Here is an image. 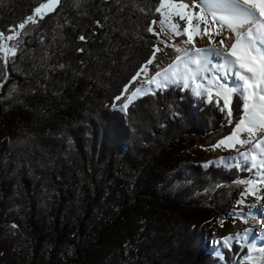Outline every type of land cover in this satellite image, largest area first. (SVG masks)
<instances>
[{
	"label": "trees",
	"instance_id": "16d2710c",
	"mask_svg": "<svg viewBox=\"0 0 264 264\" xmlns=\"http://www.w3.org/2000/svg\"><path fill=\"white\" fill-rule=\"evenodd\" d=\"M48 1L0 0V232L20 231L34 256L66 246L65 264H82L123 231L126 264H252L248 246L235 241L217 255L202 235L257 169L184 158L233 132L243 97L232 96L229 118L222 97L169 85L121 111L114 97L155 51L148 27L162 17L160 0H59L6 39ZM14 44L13 57L3 48Z\"/></svg>",
	"mask_w": 264,
	"mask_h": 264
},
{
	"label": "snow or ice",
	"instance_id": "6c2138e0",
	"mask_svg": "<svg viewBox=\"0 0 264 264\" xmlns=\"http://www.w3.org/2000/svg\"><path fill=\"white\" fill-rule=\"evenodd\" d=\"M59 3V0H56ZM199 4H204L205 7L209 8L212 12L211 21L219 25L215 30V35L220 36L222 31L226 28L235 35V42L229 46H225V51L221 52L216 48L211 49H196V53L207 52L208 56L215 55L217 57L223 56L225 64L233 71L234 76H238L239 80L243 83L239 87H229L227 81L220 76H215L211 80L207 76H200V79L206 81L208 86L202 83H196L192 89L195 96L207 95L209 102H212L213 95L223 98V107L221 111L227 109V116H232V110L230 107V101L232 96L239 92L243 97V118L239 119L235 124L233 132L219 140L217 144L212 145L213 148L225 146L228 148H236L237 145H251L249 149L251 151V164L249 170L258 167L256 161V153L252 149L259 148L261 153L264 154V0H192L191 5L184 3L183 0H160L159 5L155 11L162 14L163 19L160 20V24L166 25L172 29L176 36H180L184 33L189 35V40L185 43H190L192 33L188 32V28H184L181 31L179 24L172 23V17L178 16L180 20H186L189 27L198 29L200 24L203 23L205 28L203 29L204 34H208V27L210 20L207 15L204 14V8H200L199 12L184 11L185 9H195L199 7ZM42 9H49V4L41 3L39 7L34 9V15H29L25 20L18 25L13 27L14 35H8L7 40L11 41L21 33L15 31L16 28L23 30L28 23H36V17L42 18ZM196 19L197 24L193 25V19ZM156 20L150 22L148 31L154 32L155 35H160L159 32H155L152 25L156 24ZM100 22L97 21V24ZM163 29H161L162 31ZM4 34L0 33V37ZM228 38V37H226ZM81 41L87 39L86 36L81 35L79 37ZM211 39V35H209ZM220 45H224V39L219 41ZM18 45L14 44L11 47L5 46L3 50L5 53H12L15 56ZM84 51V49H78ZM161 49L155 47V51L152 56L146 61L145 65L142 66L140 71L134 75L129 82L125 85L121 91V94L114 97V101L124 102L120 105L121 111H126L133 99L139 95L144 94L143 87H135L129 95V88L135 84L136 80L141 73L148 71V65L152 64L155 59V52H159ZM208 56L202 59H193L190 62L184 63L183 71L181 72L178 65L182 61V58L177 56L176 60L169 64L166 68L157 71L155 75L147 81V83H155L157 88H167L169 85H177L183 88L191 87L189 81H195L197 75L210 71L207 67L209 60ZM5 64L10 63L9 57L6 54L3 58ZM189 64L196 65V69L193 70L189 67ZM225 64L218 65L221 71L225 70ZM6 73L3 69H0V86L3 85ZM227 72L225 71V76ZM159 78V79H158ZM213 88L216 90L213 91ZM126 97V98H125ZM215 103L219 106L220 100L217 99ZM115 106V104L113 105ZM240 133H245L244 138H240ZM259 137V138H257ZM235 142H232V141ZM241 156L245 158V162H248V157L244 153ZM224 158L222 157L221 160ZM208 163H212L209 161ZM259 167L264 169V159L261 160ZM264 182V180L260 181ZM243 183V181H242ZM242 203V201H238ZM241 233L229 234L222 238V241L228 247L232 246V241L235 240L239 243ZM243 238L250 239V230L245 229ZM261 253H264V248L260 249ZM250 255V254H249ZM259 264H264V256L259 260Z\"/></svg>",
	"mask_w": 264,
	"mask_h": 264
},
{
	"label": "rangeland",
	"instance_id": "374dc122",
	"mask_svg": "<svg viewBox=\"0 0 264 264\" xmlns=\"http://www.w3.org/2000/svg\"><path fill=\"white\" fill-rule=\"evenodd\" d=\"M44 4H49L51 10L42 9V17L44 15H46L47 13L51 12L57 6L58 3L56 2V0H49L48 2H46ZM201 8H204V14L209 17V20H211L210 18H211L212 12L207 10L204 4H201ZM184 11H186V9ZM161 16H162V14H161ZM161 19H163V17H161ZM180 21L187 23L186 20H180V18L178 16L172 17V23L177 24ZM192 23L193 24L197 23L195 18L193 19ZM202 24L203 23H201V25ZM160 26L163 27L164 31L163 30L160 31L161 30V28L159 29ZM152 27L155 29V32L160 33V35H157L158 39H157L155 47H159L161 50L159 52H155L156 58L154 60H156L157 57L164 51V49L167 46L165 34L170 33L172 29L166 25L160 24V21L156 22V24L152 25ZM6 46H8V45H6ZM155 47H154V49H155ZM154 60H153L152 64L148 65V71L146 73H141L140 76L138 77V79L136 80L135 84H133L129 88V93L126 94V96L129 95L131 93V91H133L135 89V87H141L142 86L144 89V94L150 93V92L158 89L156 87L155 83L149 84V83H147V81L149 79H151L157 71H160L161 69L166 68L167 65L160 68V69H157V67H159V66H155ZM208 60H209V63L207 65V67L210 69V71H206V72H203V73L197 75L195 81H191V80L189 81L191 87H189L188 89H190V91L192 93H193L192 89L195 87L196 83H202V84H205V86H208L206 81H203L200 79L201 75L207 76L209 80H211L215 76H220L224 80L227 81V84L229 87H239V85L243 83L242 81H236L235 79L228 77L229 70L226 67H225V70L222 71V72H224L223 74L218 73L219 71H221L220 68L218 67V65L223 64L222 62H219V60H217L215 62L211 61L210 59H208ZM184 63L185 62L180 63L178 65V68L181 72L183 71ZM189 67L192 68L193 70H195L197 66L194 67V66H191V64H189ZM212 67L217 71L216 74H218V75L212 74V69H213ZM225 71L227 72L226 76H225ZM231 74H233V72ZM215 90L216 89L213 88V91H215ZM140 96H142V95H139L138 97H140ZM138 97H136V98H138ZM136 98H134V99H136ZM123 102H124V100L115 101L114 107L120 109V105ZM3 146H4V142L0 141V148H2ZM222 148L227 150V147H225V146H220V147H216V148H213V147L196 148V149L186 153L184 155V158L187 160L194 161V162L202 163L205 165V167H207L209 164H211V163H208L209 162L208 158H213L214 156H216V152ZM251 154H252L251 151H249L246 154V157H248L247 163L245 162V158L240 159V160L236 159V160H228V161H221V162H219L217 160H210V161L216 165L223 164V165L228 166V167H231L234 164L239 165V166L250 165L252 162L251 161ZM256 157L257 158H256L255 163H257V165H258V167L256 168L257 171L255 172L253 178L248 183L245 191L243 192V194L240 196V198L238 200V201H242V203L235 202L232 205H230L227 208V212H226L225 216L223 217V219L212 223L210 225V227L205 229L206 230L205 234L202 235V239L205 241V244H206L208 251H211L213 254L222 255L220 252V248L227 246L223 243L222 240L219 241V239H218L215 241V238H217V236L221 235L223 231L225 233H227V235L231 234L232 231L233 232L235 231V229L238 227L239 223L242 220L245 222L247 221V216H246L247 209L251 206L252 200H255L256 197L259 196L258 187L261 185H264V182H260V181L264 180V176H262L264 169H261L259 167L261 159L259 158L258 155H256ZM262 220L263 219H259V222L261 224H262ZM136 225H137V223H136ZM238 233H241V237L239 238V242L241 244L248 246V248H249V253H248L246 259L249 260L252 264H256V262L254 260H255V257L257 256V251H258V247H259L258 245L261 242V243H263L261 245L264 246V240L260 239L259 236H257L260 233V227H259V229L256 228V229H253L250 231L251 243H249L248 239L243 238V232H238ZM128 236H129V233L125 232V231L120 232V233L112 236V238L109 239V241L106 244L95 248L87 256V258L82 262V264H126L123 260V253H122V250L120 249V246H122V244L125 242V240L127 239ZM233 242H235V240H233L232 243ZM262 246L259 248H262ZM0 255H1L0 264H4V263H6V264H18V262L20 263V261L18 260V258H20V257H22L23 264H52L51 260L54 262V264H65V262L68 263L67 258L70 257L71 251H70V248H68L66 246H61L54 252V256L52 259L49 258V254H48L47 249H42L36 256H34L32 253L29 252V246L25 241L24 235L20 231H17L13 227H5L0 232ZM259 256L260 257L264 256V253H262V255H259ZM260 257L257 258L258 262L261 259ZM32 259H35L36 262L34 263V261H32Z\"/></svg>",
	"mask_w": 264,
	"mask_h": 264
},
{
	"label": "bare ground",
	"instance_id": "6f19581e",
	"mask_svg": "<svg viewBox=\"0 0 264 264\" xmlns=\"http://www.w3.org/2000/svg\"><path fill=\"white\" fill-rule=\"evenodd\" d=\"M206 9L211 11L207 7H206ZM177 24H179L181 31H183L184 28H188V32L192 33V36H191L192 42L185 43V41L189 40V35L187 33H184L180 36H176L172 30L170 33H166L165 38L167 41V46L164 49V51L157 57V59L154 60L155 66H159V67H157V69H160L166 65L168 66L169 64H171L173 61L176 60L177 56L182 58V61L180 63H183V62L186 63V62H190L193 59H202L203 57L208 56L207 52H203V53H200L198 55L196 53L197 48L211 49L214 47V48L218 49L219 51L224 52L225 46L230 47V45L235 42L234 33L230 32L226 28L222 31V34L220 36L215 35V30H216V28L219 27V25L215 22H212L211 20H210L209 24L207 25L208 34L203 33V29L205 28L204 24H202V25L200 24L198 29L193 28V27H189L187 23L181 22V21L178 22ZM196 24L197 23H195L193 25H196ZM160 28L163 29L162 26H160L159 29ZM163 31H164V29H163ZM209 35H211V39H209ZM226 37H228V38H226ZM221 39H224V45L219 44V41ZM208 59H210L213 62L219 60V62H222L223 64H225V60H224L223 56L217 57L213 54L211 56H208ZM191 66L196 67V65H194V64H191ZM225 67L229 70L228 77L235 79L236 81H240L238 76H234V74H231L233 71L228 67L227 64H225ZM216 72L217 71L213 68L212 74L218 75V74H216ZM218 73L223 74L224 72L219 71ZM239 135H240V138H244L246 134L240 133ZM257 138H259V137H257ZM232 142H235V141L233 140ZM251 147H252L251 145H243V146L237 145L236 148H228L227 147V150L222 148L216 152V156H214L213 158H208V161L217 160V161L221 162V161H228V160L244 159V157L241 156V153H244L246 156V154L249 152V149ZM261 147H264V144H262ZM252 151H254L256 153V155H258L261 160L264 159V154L261 153V149L256 148V149H252ZM222 157L224 158L223 160H221ZM262 176H264V172H263ZM258 194H259V196H257L255 200H252L251 206L247 209V214H246L247 221L245 222L242 220L239 223L238 227L235 229V231L234 232L232 231L231 234H235L238 232L244 233L245 229H248L251 231V230L256 229V228L259 229V227H260V233L257 236H259L260 239L264 240V185H261L258 187ZM259 219H263L262 224L259 222ZM225 236H227V233H225L223 231L221 235H219V236H217V238H215V241L218 239L220 241ZM261 244H263V243L260 242V244L259 245L257 244V245L259 247H261L262 246ZM259 247H258V251H257V256L255 257V260H254L256 262V264H259V262L257 261V258L260 257L259 255H262V253L260 251L261 248H259ZM262 248H264V246H262Z\"/></svg>",
	"mask_w": 264,
	"mask_h": 264
}]
</instances>
